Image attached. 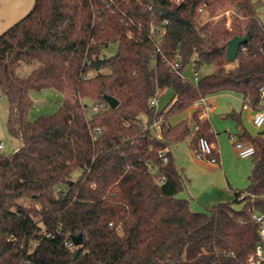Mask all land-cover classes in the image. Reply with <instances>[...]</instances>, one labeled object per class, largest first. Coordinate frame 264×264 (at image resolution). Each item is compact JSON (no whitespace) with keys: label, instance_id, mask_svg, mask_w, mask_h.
I'll list each match as a JSON object with an SVG mask.
<instances>
[{"label":"trees","instance_id":"obj_1","mask_svg":"<svg viewBox=\"0 0 264 264\" xmlns=\"http://www.w3.org/2000/svg\"><path fill=\"white\" fill-rule=\"evenodd\" d=\"M226 3L229 25L225 15L200 19ZM162 27L161 38L152 33ZM247 34L229 63L227 43ZM110 44L118 52L106 57ZM191 64L213 72L197 83L183 79ZM263 86L264 24L251 0H36L0 35V93L9 133L21 141L14 153H0V264H249L261 243L264 134L252 136L241 114H228L239 125L237 142L255 148L253 169L245 190L208 212L179 197L184 176L171 152L166 163L160 153L185 139L190 123L193 148L201 137L216 142L197 111L170 124L195 101L236 94L255 108ZM46 89L62 104L32 119L31 92ZM160 89L171 98L156 111ZM155 119L160 136L150 128ZM78 235L82 245L67 248Z\"/></svg>","mask_w":264,"mask_h":264},{"label":"rangeland","instance_id":"obj_2","mask_svg":"<svg viewBox=\"0 0 264 264\" xmlns=\"http://www.w3.org/2000/svg\"><path fill=\"white\" fill-rule=\"evenodd\" d=\"M36 0H0V35L6 32L9 28L15 25L17 22L26 17L34 8ZM256 12L264 24V0H251ZM232 8L229 3H226L223 8H219L215 16L211 17L208 13H201L200 19L202 21H217L222 18L223 15L229 18L230 24L232 18ZM229 12V15H226ZM118 52L116 44H110L107 48L103 49V54L106 57H112ZM236 64V63H235ZM234 64V65H235ZM213 72V67L207 66L196 70L193 64L188 65L182 72L185 79L195 82V77L201 78ZM31 98L34 102L33 109L31 111V118L35 119L43 114H50L56 112L63 101V97L60 93L46 89L40 92L32 91ZM167 99V97H166ZM166 99L161 101V107L166 105ZM216 109L210 114L209 121L211 123L213 132L216 136V145L220 154V171H216L212 163L204 161V171H199V167L194 162L197 160L193 150L191 149V143L193 141V125H191V133L183 140L170 145V148L175 156L176 167L181 174L187 176L190 183L186 180L183 191L179 194L181 197L185 192L189 190L192 197V207L194 211L208 212L213 206L217 204H210V196L216 191L217 188H222L228 193V200L231 202L235 199L234 191H243L249 185V176L253 169V157L240 158L235 149L234 142L238 141L237 129L238 123L227 117L229 113L236 112L241 114V119L246 130L252 135L256 136L261 132V129L256 128L252 122V116L248 111L242 110V101L235 95L220 94L210 98ZM88 103L89 101L84 100ZM174 101H172L167 108H170ZM167 110V109H166ZM193 113L192 107L184 110L177 115H174L169 119L171 125L178 124L181 121H191ZM206 120V119H204ZM8 101L0 93V144L4 145V149L0 151L1 154L9 155L18 150L21 141L11 136L8 130ZM182 126L178 129V131ZM199 139V138H198ZM194 146H197V141ZM211 142V141H210ZM214 143V142H211ZM194 147V148H195ZM215 147V152L217 153ZM198 161V160H197ZM219 162V161H218ZM219 165V163H217ZM189 195V194H188ZM191 202V201H190ZM196 203V205L194 204ZM193 205L195 208H193ZM243 204H234L236 210H240Z\"/></svg>","mask_w":264,"mask_h":264},{"label":"built area","instance_id":"obj_3","mask_svg":"<svg viewBox=\"0 0 264 264\" xmlns=\"http://www.w3.org/2000/svg\"><path fill=\"white\" fill-rule=\"evenodd\" d=\"M203 10L200 9V12ZM229 12H226V15H229ZM167 24V21L165 22ZM229 25V23H228ZM152 33H156L159 38H161L166 33L165 27H162L158 31L152 29ZM158 50H160L158 48ZM171 68L174 71L178 72V69L180 68V64L178 62L172 63ZM181 77L183 79L184 76L182 72H179ZM198 77H195V83L198 81ZM164 90L166 89H160L158 90L155 95L153 96L151 100V105L156 109V111L159 110V101L162 97ZM97 108L95 107V110ZM192 109L194 111L198 112V117L200 120L209 119L210 114L216 109L215 106L209 101L208 97L201 98L197 101H195L192 104ZM243 109H251L254 110L255 114L253 117V125L256 128L263 129L264 128V86L261 89V104L259 107H253L248 103H244ZM152 132L160 136L162 132V120L161 119H155L152 125L150 126ZM235 149L238 153V156L240 158L246 159L251 158L255 155V148L251 145H246L241 142H234ZM4 145L0 144V151L4 149ZM195 156L197 159L201 161H208L212 164H217L218 159L214 155L215 152V146L213 143H211L208 139L201 137L197 141V146L194 148ZM170 147H166L164 150L161 151L160 156L163 158L164 162L166 163L168 159L166 158V154L170 153ZM255 221L259 225V234L261 243L256 247L255 253L250 257L249 264H264V214L260 213L255 215ZM65 246L67 248H72L75 246L73 244V241H67L65 242ZM21 264H31L29 260H26L22 262Z\"/></svg>","mask_w":264,"mask_h":264},{"label":"crops","instance_id":"obj_4","mask_svg":"<svg viewBox=\"0 0 264 264\" xmlns=\"http://www.w3.org/2000/svg\"><path fill=\"white\" fill-rule=\"evenodd\" d=\"M230 95H235L238 99H240L241 101H242V110H245V109H243V105H244V101H243V99H242V96H240V95H236V94H230ZM164 97H165V99H166V97H167V99H166V104H167V102H169V100H170V98H171V94L167 91V90H164V93H163V95H162V97L160 98V101H159V108H162L161 107V101L164 99ZM212 96H210V97H208V99H209V101L211 102V100H210V98H211ZM212 103V102H211ZM213 104V103H212ZM214 105V104H213ZM216 108V107H215ZM245 111H248V113L252 116V122H253V117H254V114H255V112H254V110H251V109H247V110H245ZM193 112H194V109H193ZM241 115H242V112H241ZM264 130V128L263 129H261V132ZM260 132V133H261ZM259 133V134H260ZM214 144V146L217 148V145H216V142L215 143H213ZM191 149L193 150V153H194V155H195V151H194V148L192 147V145H191ZM170 151H171V153H172V155L174 156V154H173V152H172V150H171V148H170ZM217 153H218V163H219V165L218 164H212L211 165V168L213 167L214 169H216V171L218 170V171H220L221 170V168H220V166H221V164H220V154H219V152H218V148H217ZM196 157V156H195ZM174 158H175V156H174ZM197 159V158H196ZM198 160V161H197ZM197 160H194V162L197 164V166L199 167V171H204V161H201V160H199V159H197ZM175 163H176V161H175ZM177 168V167H176ZM178 169V168H177ZM179 171V170H178ZM180 173H181V171H179ZM183 175V174H182ZM184 176V175H183ZM184 179H186L187 181L189 180L188 178H187V176H184ZM185 180V181H186ZM189 183H190V180L188 181ZM186 184V183H185ZM188 192H185V194H183L180 198H184V199H187L188 201H189V203H190V206L192 207V197H191V194H190V192H189V190H187ZM189 194V195H188ZM229 198H228V193H226L222 188H217L216 189V191L210 196V201L209 202H211L210 204H212V205H214V204H217V203H219V202H226V200H228ZM191 201V202H190ZM195 205H196V203H194ZM197 206V205H196ZM193 208H195L194 207V205H193ZM194 211V210H193ZM195 212H202V211H195Z\"/></svg>","mask_w":264,"mask_h":264},{"label":"water","instance_id":"obj_5","mask_svg":"<svg viewBox=\"0 0 264 264\" xmlns=\"http://www.w3.org/2000/svg\"><path fill=\"white\" fill-rule=\"evenodd\" d=\"M249 39H250V35L247 34L244 37H238V36L234 37L227 43V61L229 63H232L237 59L241 46L246 44L249 41ZM105 100L107 101V103L109 104L111 108H116L119 104V102L111 96H105ZM260 134L263 135L264 130ZM72 241L76 247L81 246L82 245V235L74 236L72 238ZM77 255H78V252L74 254V257H77Z\"/></svg>","mask_w":264,"mask_h":264}]
</instances>
